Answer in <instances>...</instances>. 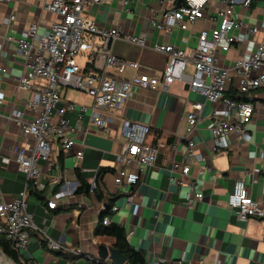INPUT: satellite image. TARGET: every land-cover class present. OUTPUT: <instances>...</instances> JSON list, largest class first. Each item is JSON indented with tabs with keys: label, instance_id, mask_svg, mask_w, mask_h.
<instances>
[{
	"label": "crops",
	"instance_id": "1",
	"mask_svg": "<svg viewBox=\"0 0 264 264\" xmlns=\"http://www.w3.org/2000/svg\"><path fill=\"white\" fill-rule=\"evenodd\" d=\"M45 1L14 0L0 4V67L6 69L0 75V201L7 203L18 198L28 185L16 153L20 150L27 153L33 144L8 119L13 111L24 110L30 96L18 88L25 62L14 42L32 24L37 25L41 36L58 21L57 16L42 10ZM252 3L248 9L236 5L235 12L245 24L257 25L258 32L250 36L245 29L239 31L237 43L230 51L215 54L217 66L231 68L236 60L251 54L264 36L260 27L264 22V0ZM221 6L222 0H209L205 19L186 30L174 27L168 38L162 31L154 30L151 21L164 19L174 7L169 0H101L87 12L97 26L116 28L123 36L143 37L145 48L116 41L112 54L121 60L138 62V74L159 76L167 64V56L153 51L151 46L169 43L189 52L195 48L200 31L214 26L209 16H214ZM85 62L84 59L79 66L86 67ZM131 75L128 70L119 77ZM230 76L225 96L243 97L237 91L238 78L233 71ZM61 95L63 104L74 103L88 109L92 106V99L82 92L63 89ZM247 97L255 108L248 126L251 141L244 143L230 134L224 140L225 147L218 151L213 149L210 129L221 118L222 108L180 83L173 84L169 92L134 91L125 105L113 113L116 121L107 132H99L92 126L88 112L82 114L81 126L77 111L66 112L64 117L76 128L71 136L75 144L66 150L59 142H53L49 169L45 161H38L39 185L29 184L26 208L35 228L29 232L23 257L38 264H89L85 258L51 251L47 238L98 257V246L115 249L114 238L97 233L100 225H115L123 230L127 244L143 255L145 264H264V220L251 217L239 221L227 207L237 181H242L250 196L264 207V161L260 158L264 146V90L253 91ZM193 103L202 105L200 123L191 136L194 153L201 160L187 163L186 176L173 172L175 182H170L172 162L185 164V112L192 110ZM31 118L26 113L24 120ZM124 119L148 126L146 144L156 149V159L136 185L119 188L114 178L121 168L116 156L124 150L121 133ZM77 151H82L80 160L75 156ZM129 168L136 172L134 164ZM79 176L89 185L88 193L76 192ZM196 193L202 194L201 200L188 204L186 195ZM51 201L56 203L53 209L48 207ZM109 204L111 214L104 225L100 217ZM114 207L116 211H112ZM0 264L16 262L1 250Z\"/></svg>",
	"mask_w": 264,
	"mask_h": 264
},
{
	"label": "built area",
	"instance_id": "2",
	"mask_svg": "<svg viewBox=\"0 0 264 264\" xmlns=\"http://www.w3.org/2000/svg\"><path fill=\"white\" fill-rule=\"evenodd\" d=\"M13 1L0 0V4ZM176 1L169 0L174 7L166 12L162 21H151L152 28L162 31L165 38L169 37L174 27L186 30L189 25L206 18L209 0H182L179 6L175 5ZM100 2L101 0H46L42 4V10L57 16L58 21L52 23L47 33L41 36L37 33V25L32 24L24 36L14 42L25 62L18 88L28 92L30 96L24 110L13 111L8 119L20 127L23 136L33 141L27 153L23 150L16 153V161L20 171L26 175L28 185H39V160L45 161L48 169L50 168L49 154L53 142H59L66 150L74 146L71 136L76 133V128L71 127L64 117L66 112H78L79 126L82 114L88 112L92 126L99 132H107L116 121L113 113L125 105L136 90L159 93L169 92L175 83L186 85L207 102L219 104L222 108L221 118L210 129L215 151L225 147L224 140L230 134L237 135L244 143L251 141L248 126L254 115L253 104L229 99L225 96V91L231 79V71L238 78L237 91L240 95L247 96L253 91L264 90V36L251 54L236 60L231 68L217 66L215 54L230 51L237 43V34L242 29L250 36L258 32L257 25L245 24L235 12L236 5L248 9L252 0H222V6L214 16H209L214 26L200 31L195 48L189 52L169 43L151 46L153 51L167 56V64L159 76L138 74V62L121 60L112 54V46L116 41L145 48V40L143 37L123 36L116 28L97 26L87 9ZM10 20H14V16H10ZM260 27L264 29V22H261ZM82 52H86V67H80L76 62L77 55ZM128 70L132 71L129 78L119 77ZM5 73L6 69L0 67V75ZM63 89L86 94L92 99L91 108L74 103L63 104ZM1 90L0 82V105ZM59 103H62L61 108H57ZM191 107L192 110L185 112V164L172 162L170 182H175L173 172L178 171L186 176L189 172L187 163L190 160H201L194 153L191 136L200 123L202 105L193 103ZM26 113L32 115L28 121L24 120ZM121 133L124 150L116 156L121 168L114 178V184L119 188L136 185L140 176L153 166L156 159V149L146 144L147 125L124 119L121 122ZM75 156L80 160L82 151H77ZM260 158L264 161V146L260 150ZM131 164L136 167L135 173L129 168ZM28 185L12 202L0 201V235L4 236L21 264H38L22 255L29 244V232L35 228L26 211ZM201 198L200 193L186 195L188 204ZM55 205L54 201L48 202L50 209L55 208ZM227 207L242 222L251 217L264 218V207L250 196L242 181L235 183L233 193L227 199ZM116 210L115 207L112 208V211ZM108 222V217L102 221L104 225ZM46 244L51 251H63L77 258H85L89 264H112L107 259L86 254L80 248L65 247L48 238Z\"/></svg>",
	"mask_w": 264,
	"mask_h": 264
},
{
	"label": "trees",
	"instance_id": "3",
	"mask_svg": "<svg viewBox=\"0 0 264 264\" xmlns=\"http://www.w3.org/2000/svg\"><path fill=\"white\" fill-rule=\"evenodd\" d=\"M181 1L182 0H177L176 6H179V3ZM229 97L232 98L233 100L237 99L243 102L252 101L247 96H243L240 98H235L233 96L232 97L229 96ZM28 189H30V185ZM88 189H89V185L84 181V179H82L79 176V188L76 190V192L77 193H80V192L88 193ZM110 210H111V205L109 204L108 207L104 209L103 212L101 213V217H100L101 224H102L103 219L105 217H108L111 214ZM262 219L264 220V218ZM100 226H101L100 230H98L97 233L100 232L101 235L112 237L115 239V243L113 247L115 249H118L126 257V261H127L126 264H145L143 255L140 252L132 249L127 244L124 232L120 227L115 226V225H108V226L100 225ZM0 249L7 257L12 258L16 262V264H21L17 258V255L11 250L9 243L5 241L4 236L2 235H0Z\"/></svg>",
	"mask_w": 264,
	"mask_h": 264
},
{
	"label": "water",
	"instance_id": "4",
	"mask_svg": "<svg viewBox=\"0 0 264 264\" xmlns=\"http://www.w3.org/2000/svg\"><path fill=\"white\" fill-rule=\"evenodd\" d=\"M97 256L109 260L112 264H126V257L117 249L98 246Z\"/></svg>",
	"mask_w": 264,
	"mask_h": 264
},
{
	"label": "rangeland",
	"instance_id": "5",
	"mask_svg": "<svg viewBox=\"0 0 264 264\" xmlns=\"http://www.w3.org/2000/svg\"><path fill=\"white\" fill-rule=\"evenodd\" d=\"M85 57H86V52H82V53L78 54L76 57L77 64L81 65L83 63Z\"/></svg>",
	"mask_w": 264,
	"mask_h": 264
}]
</instances>
